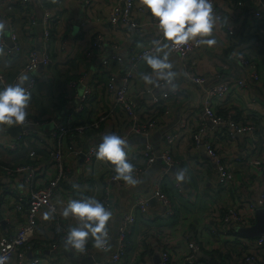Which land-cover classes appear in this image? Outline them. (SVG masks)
I'll return each instance as SVG.
<instances>
[{
    "label": "crops",
    "instance_id": "crops-1",
    "mask_svg": "<svg viewBox=\"0 0 264 264\" xmlns=\"http://www.w3.org/2000/svg\"><path fill=\"white\" fill-rule=\"evenodd\" d=\"M85 1L48 0L47 2L55 16L49 46L53 66L50 70L39 67L32 72L38 81L26 109L37 117L50 119L43 128H49L53 120H60L67 110L76 104L68 87V80L73 79L72 75L76 76L75 78L85 75V81L91 82L95 77V68L102 58L112 53L125 56L130 50L142 45L147 37L152 36V33L154 35L158 31L151 28L149 24L145 32L131 29L123 24L113 27L107 21L111 0H93L88 7H85ZM217 1L223 20L213 19L211 36L205 37V39H214L215 44L212 46L201 44L188 59L193 63L195 73L204 77L202 84L192 83L182 75L181 61L171 51L169 62L173 65L171 70L174 75L170 83L161 84L160 82L164 79L154 73L144 61L130 82V93L135 95L142 114H146L144 109H147L146 116L151 117L153 114L158 115L157 111L160 108L165 109L167 106L169 109L167 113L163 111L158 126L149 136L154 150L156 152L160 150L165 132H176L179 137L172 147V155L177 163L169 168L168 174L162 181V190L170 198L174 214L169 217L162 216L163 209L156 200L149 203L150 209L147 214L135 211V222L127 238L126 253L120 264H134L137 258L145 259L147 264H159L160 252L164 247L170 249L172 264H183V257L189 252V243L198 245L197 263L194 264H218L217 253L221 251L224 256L223 262L226 264H257L244 261L243 253L241 255V251L252 249V245H242L245 238L230 232L216 235L214 230L216 228L219 230L220 224L217 222V217L223 210L228 207H238L241 211H245L243 203L245 201L258 203L260 191L264 186V173L257 171L244 160V158H264V19L262 18L260 22L254 19L253 11L257 8L254 2H246L244 6L238 8L231 0ZM135 4L136 19L150 22V14L142 8L140 0H136ZM26 6H29L26 11L33 12L34 15L35 24L31 26H29L30 20L24 14ZM237 15L240 17H235ZM42 16L43 10L40 6L34 4L22 6L18 0H0V22L4 24L3 30H0V37L4 38L7 48L10 49V52L6 53L0 48V66L7 80H12L21 69L27 52L32 48L40 47L43 30ZM85 17L92 18V22L81 29L79 24ZM228 27L234 30L233 36L228 35ZM10 28L17 34V48L12 47ZM95 33L103 35V47L92 59L85 60L83 52L89 47ZM240 52L258 63L261 73L260 82H252L247 92L232 90L227 99L215 100L212 105L216 112L221 111L224 106L231 107L236 110L239 120L243 123H252L254 132L253 137L249 138L246 134L237 133L231 137L225 129H222V132L212 131L209 129L208 118L202 114L201 97L207 87L217 83L220 77L235 78L243 75L242 67L236 60V55ZM112 65L113 71L120 75L125 63L114 62ZM143 74L150 75L153 83H144L141 79ZM171 89L176 92L168 94L166 98L162 97L161 105L152 104L155 97L160 98ZM112 103L110 95L104 89L100 90L89 98V110L84 115L93 117L98 108L109 111ZM115 111L113 113L116 120L107 119L100 123L99 131L97 128L89 131L88 136L92 137L90 144L101 140L113 124L117 131H126L127 117L117 107ZM198 115L202 116L207 132L212 139L215 138L214 143L223 153L234 174V181L227 189L216 190L213 159L207 154L203 145L198 147L193 145L188 128H178L179 119H186L189 128L195 126ZM8 128L10 127L0 131V134L10 139L13 135ZM126 140L128 147L125 151L128 161H132L135 156L133 162L144 166L143 157L140 154L135 155L144 143L143 137L131 134ZM31 146L28 143L27 147L17 154H24ZM14 156L0 149V159L10 161ZM236 156L241 159L235 160ZM78 162L81 161L78 160ZM110 166L114 167L110 162L98 160L94 167L96 180H101L103 173ZM163 168V163L155 161L144 169L140 182L136 186H113L114 201L118 210L109 221L112 231L116 229L119 215L123 211H129L132 195L135 192L147 195L151 191L154 178ZM180 170L184 171V179L177 181L176 175ZM177 182L181 186V191H178L175 186ZM0 183L14 184L8 178H0ZM59 209L63 211L64 206H59ZM5 213L4 215L0 212V229L10 233L23 221V216L11 211L10 207L5 208ZM6 215L14 219L12 224L5 221ZM59 215L60 217L52 219H45V213L41 215L40 239L58 240L56 231H62L61 224L65 228L77 226V220L65 218L62 213ZM88 244H92L91 240ZM262 251L264 252V248ZM70 253L71 251L66 249L64 242L61 241L58 248L49 255L54 256L55 261L60 264H89V260H82L88 256L82 257L75 253L70 255ZM45 254H47L45 248L42 250L35 247L29 256ZM107 255L108 253L105 252L94 254L95 260L91 264H95L96 260L105 259ZM8 264L16 263L14 259H11Z\"/></svg>",
    "mask_w": 264,
    "mask_h": 264
},
{
    "label": "built area",
    "instance_id": "built-area-1",
    "mask_svg": "<svg viewBox=\"0 0 264 264\" xmlns=\"http://www.w3.org/2000/svg\"><path fill=\"white\" fill-rule=\"evenodd\" d=\"M257 6L253 11V17L257 21L264 19V0H250ZM22 5H37L42 7L43 16L42 24V41L39 48H32L27 52L26 59L21 69L16 73L12 80H7L0 66V87L9 84H16L21 75L31 74L32 76L23 85L25 90L31 95L35 90L37 84V77L32 74L33 71L40 66L50 70L53 66L52 59L49 52L51 30L53 20L55 19L52 9L47 5L48 0H18ZM93 0H86L85 7H88ZM213 4V19L217 21L223 20V14L220 11V5L217 0H211ZM244 0H239L235 6L240 8L244 6ZM136 0H111L107 13L108 23L116 27L118 25H126L131 29L145 32L147 24L151 28H156V21L151 17L150 22H143V20L136 19ZM24 9V14L28 17L29 26L35 24L33 12L28 13ZM238 14L240 12L237 11ZM235 17H240L237 15ZM92 22V18L85 17L81 23L83 29L88 23ZM229 36H233L234 30L231 27L227 28ZM10 37L13 41L14 48L18 47L17 34L10 28ZM162 34L157 31L152 36L147 37L146 41L137 46V48L130 50L124 55L120 53H112L109 56L102 58L95 68V77L91 82L85 81V75L79 76L68 82L70 95L76 100V104L71 110L62 116L60 120H53L49 128H43L50 122L48 118L37 117L31 111H28L25 124L21 126L20 132L11 137L6 138L0 134V149L5 152L15 155L12 160L4 161L0 159V178H8L14 184L0 183V212L5 213V208L10 207L12 211L20 216H23V221L17 224L16 229L10 233L0 229V257H7L6 264L11 259L15 260L16 264H60L55 261L54 256L49 253L58 248L60 242H64L68 228L61 224L62 231L57 230L58 240L49 241L50 243L42 242L47 254L29 256L32 252V242L41 240L39 232L41 221L40 217L43 213L55 209L53 218L60 217L59 206L64 208L70 200H86L89 197H94L99 200L107 209H110L113 214L117 213L118 206L114 201L113 186L131 187L124 184L123 181H117L114 177L113 167L103 173L101 180H96L94 167L98 159L95 155V150L102 142L88 145L86 148L81 146L83 141V130L86 128L81 122L85 118H78L79 112L89 110V98L100 90H105L112 99V107L109 111H104L102 108L96 109L95 115H89L91 122L86 126L93 127L99 131L101 122L108 120H116L113 112H116V107L121 110L127 117L128 124L125 132L117 131L114 124L106 134L115 133L124 139H127L131 134L143 137L144 143L139 151L135 153L140 154L145 160L144 166H139L135 162L129 161L133 164L135 169V178L140 182L144 169L153 164L158 157L161 158L164 168L154 178L151 191L149 195L135 192L132 195L131 207L129 211H123L118 218L115 231H112L110 224L106 226L109 232V247L105 251L97 250L92 247V244H87L85 253L76 255L91 256L102 252L108 253L103 260H96L95 264H120L127 249L128 240L131 233V228L135 222V211L147 214L150 209L149 197H154L159 203L162 211V216L169 217L174 214V209L170 198L162 190V181L168 174L171 166L177 163V160L172 155V147L177 141L179 135L174 132H165L163 134L162 145L159 154L154 150L153 145L149 141V136L152 131L158 126L160 117H147V109H144L146 114H142L138 108L135 95L130 93L129 86L132 78L135 76L140 64L144 61L143 56L148 54H156L153 47V42L161 40ZM199 39V38H197ZM104 37L101 33H95L89 47L83 52V58L90 60L95 56L97 51L103 47ZM194 41L188 42L179 48L171 49V52L177 55L182 65V75L196 84H202L204 77L195 73V67L192 62L188 61L190 55L200 46ZM0 48L4 49L6 53L10 52L3 37H0ZM238 64L242 67L243 75L235 78H224L219 75L220 80L207 87L201 97L203 105V116L209 120V129L212 131H220L225 129L229 136L234 137L237 134H246L253 137L254 126L252 123H243L237 117L234 109L224 106L226 113L224 115L217 114L213 108L212 103L215 100L224 101L227 99L232 90L240 92H247L250 84L260 82L261 73L258 63L250 59L244 53L236 55ZM124 64L125 66L118 75L113 71V63ZM172 72V70H169ZM172 81L163 80L161 84H168ZM178 90V88H175ZM174 89L165 92L162 96L155 97L153 103L156 106L161 105V98H166L168 94L175 93ZM169 111L166 106L164 113ZM87 116V115H86ZM178 128H188L190 130L193 145L198 147L203 145L207 154L213 159L215 165V174L217 189H227L234 181V174L230 169L228 161L224 155L219 151L217 144L214 143L215 138L212 139L207 132L208 129L202 116L198 115V120L195 126L188 127L186 119H179ZM30 143L32 146L27 148L24 154H17ZM83 154V159L78 162L80 155ZM241 157L236 156L235 160L239 161ZM245 163L256 168L257 171L264 173V158L249 159L244 158ZM137 183V184H138ZM135 184L134 186H136ZM178 191H181L179 183H175ZM245 211H241L238 207H228L219 215L217 222L224 226H250L255 220V211L264 207V186L262 187L258 203L245 201ZM45 211V212H44ZM72 219H75L69 216ZM9 224L14 222L10 216L4 217ZM76 220V219H75ZM222 228L219 226L214 230L216 235L228 233V227ZM235 235V234H234ZM236 236V235H235ZM234 236V237H235ZM248 239V240H246ZM42 241V240H41ZM40 241V242H41ZM252 245L250 251H241V255L246 262H255L257 264H264V233L254 238H245L242 245ZM244 248V246H243ZM73 252L72 250L68 249ZM198 245L196 243H189V252L183 257V264L197 263L196 252ZM74 254V252L72 253ZM221 254L223 252L221 251ZM218 264H226L221 259H217ZM170 249L164 247L160 252L159 264H172ZM134 264H147L145 259L137 258Z\"/></svg>",
    "mask_w": 264,
    "mask_h": 264
},
{
    "label": "clouds",
    "instance_id": "clouds-1",
    "mask_svg": "<svg viewBox=\"0 0 264 264\" xmlns=\"http://www.w3.org/2000/svg\"><path fill=\"white\" fill-rule=\"evenodd\" d=\"M140 4L156 21V28L162 34L161 40L154 41L156 54L143 56L146 65L161 79L170 81L174 75L169 70L173 67L169 62L170 51L194 41L198 44L212 46L214 39L210 37L213 29V4L211 0H140ZM4 24L0 22V30ZM199 38V39H197ZM144 83H153L150 75L143 74ZM27 77L21 75L14 85L0 87V131L6 127L23 126L27 116L30 94L23 84ZM128 147L126 139L115 133L105 134L102 142L95 150L96 158L113 165L114 179L123 181L128 186L138 183L135 169L127 159ZM177 181L184 179V171L176 175ZM55 209L45 213V219H52ZM62 216H69L78 221L77 226L69 227L64 239V247L74 253L82 254L91 240L92 247L105 251L109 247L107 225L113 212L99 200L89 197L86 200H70L62 211ZM7 257H0V264H6Z\"/></svg>",
    "mask_w": 264,
    "mask_h": 264
},
{
    "label": "water",
    "instance_id": "water-1",
    "mask_svg": "<svg viewBox=\"0 0 264 264\" xmlns=\"http://www.w3.org/2000/svg\"><path fill=\"white\" fill-rule=\"evenodd\" d=\"M31 76H32L31 74L26 75L27 79L30 78ZM20 130H21V126H14L8 128V131L13 136L19 133ZM156 153L159 154V151H157ZM82 159H83V154L80 155L79 161H82ZM156 161L159 162L160 164L163 163L160 157H158ZM148 196H150L149 193ZM154 200H155L154 197H149V203H152ZM231 227L234 230L233 234L242 238H248V237L254 238L261 235L262 233H264V207H260L255 211V220L252 225L246 227H242V226H231ZM70 255L73 254L70 253ZM82 260L83 261L89 260V264H91L95 260V257L88 256V257H84V259L82 258Z\"/></svg>",
    "mask_w": 264,
    "mask_h": 264
},
{
    "label": "trees",
    "instance_id": "trees-1",
    "mask_svg": "<svg viewBox=\"0 0 264 264\" xmlns=\"http://www.w3.org/2000/svg\"><path fill=\"white\" fill-rule=\"evenodd\" d=\"M234 4L237 2V1H239V0H231ZM245 2L244 3H246V2H249L250 3V0H244ZM75 77L76 76H74V75H72V78L73 79H75ZM71 79H69L68 81H70ZM160 107H158V109H159ZM231 108V107H230ZM72 108H69L68 109V111L69 110H71ZM233 109V108H232ZM163 111H164V107L163 108H160L157 112H158V115H155V114H153L152 116H151V118H153V117H160V115H162V113H163ZM234 111H236L235 109H234ZM86 112L87 111H84V112H79L78 113V118L79 119H81V118H85V120H82L81 119V122L80 123H82L83 125H85V129L83 130V141L81 142V146L82 147H86L87 145H90V143H91V138L92 137H89L88 136V133H89V131L91 130H93L92 128L93 127H91V126H86L88 123H90L91 122V120H90V117H89V115L88 116H86V115H84V113L86 114ZM217 114H220V115H224L225 113H226V110L223 108L221 111H217L216 112ZM236 120L238 119V117H236L235 118ZM100 126H101V124L99 125V129H100ZM94 132V131H93ZM84 142V143H83ZM222 226H224L223 225V223L222 224H220V227H222ZM228 229V232H230V233H234V230L232 229V227L230 226V227H228L227 228ZM237 236V235H236ZM42 240V241H41ZM41 240H37L36 242L34 241V242H32V245H31V247H32V250H33V248H35V247H37V248H41L42 250H44V246H43V244H42V242H45V243H50L48 240H43V239H41ZM41 241V242H40ZM224 256L221 254V253H217V258H219V259H221L222 261H223V258ZM225 263V262H224Z\"/></svg>",
    "mask_w": 264,
    "mask_h": 264
},
{
    "label": "rangeland",
    "instance_id": "rangeland-1",
    "mask_svg": "<svg viewBox=\"0 0 264 264\" xmlns=\"http://www.w3.org/2000/svg\"><path fill=\"white\" fill-rule=\"evenodd\" d=\"M11 211H12V209H11ZM40 229H42V227L40 226Z\"/></svg>",
    "mask_w": 264,
    "mask_h": 264
}]
</instances>
